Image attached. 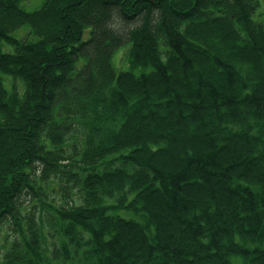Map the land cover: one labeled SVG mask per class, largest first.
Masks as SVG:
<instances>
[{"label":"trees","instance_id":"1","mask_svg":"<svg viewBox=\"0 0 264 264\" xmlns=\"http://www.w3.org/2000/svg\"><path fill=\"white\" fill-rule=\"evenodd\" d=\"M24 1L0 0V264H264V0Z\"/></svg>","mask_w":264,"mask_h":264},{"label":"rangeland","instance_id":"2","mask_svg":"<svg viewBox=\"0 0 264 264\" xmlns=\"http://www.w3.org/2000/svg\"><path fill=\"white\" fill-rule=\"evenodd\" d=\"M46 0H26L23 2L22 6L28 11H35L38 10ZM255 19L257 21L264 22V4L261 5L260 10L258 13L255 15ZM27 28H23L22 30L18 31V33L15 34L17 38V34H21L23 36L26 32ZM20 36V38H21ZM6 50H11V47L8 45H5ZM130 48V45H124L121 48H119L115 53H114V65L115 68L120 72V71H129L130 70V61H129V55H128V50ZM143 69H138L137 73L142 72ZM145 70H151V68H146ZM4 80L6 81V85H8L10 79L8 77H5ZM30 198H28L29 200ZM240 243H244V241L241 239H238ZM3 241L2 235H0V244ZM246 246L250 247L251 249L254 248H264V240L261 243H245ZM232 261L234 264H244L243 259L240 256H233Z\"/></svg>","mask_w":264,"mask_h":264},{"label":"bare ground","instance_id":"3","mask_svg":"<svg viewBox=\"0 0 264 264\" xmlns=\"http://www.w3.org/2000/svg\"><path fill=\"white\" fill-rule=\"evenodd\" d=\"M203 2H204V0H203ZM113 61V60H112ZM113 63H114V61H113Z\"/></svg>","mask_w":264,"mask_h":264}]
</instances>
